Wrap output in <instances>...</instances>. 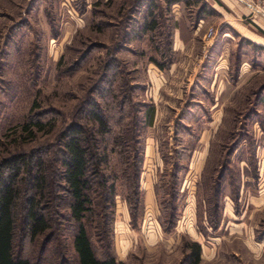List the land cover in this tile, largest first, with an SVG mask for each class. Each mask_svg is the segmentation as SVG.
I'll use <instances>...</instances> for the list:
<instances>
[{"label":"rangeland","instance_id":"rangeland-1","mask_svg":"<svg viewBox=\"0 0 264 264\" xmlns=\"http://www.w3.org/2000/svg\"><path fill=\"white\" fill-rule=\"evenodd\" d=\"M231 1L234 5L204 0L189 6L180 3L171 12L162 9L154 37L164 49L167 41L173 43L162 57L150 45V36L130 43L123 39L120 29L137 0H0V161L17 152L45 158L50 192L46 211L56 220L54 235L37 240L19 226L16 249L24 257L35 264L77 262V224L70 218V196L59 187V133L74 121L96 134L90 107L98 105L113 135L125 123L137 121L133 141L128 138L123 147L124 159L110 154L108 175L116 190L113 210L95 195L98 213L104 204L112 222H104L102 215L86 220L99 255L105 250L101 244H112L121 264H189L187 245L196 241L202 246L200 264H264V248L251 250L246 245L255 226L264 234V208L253 206L249 218L243 213V230L229 223L225 211L226 196L236 198L239 189L236 209H245L250 189L239 184L259 177V150L264 147V47L250 43L230 22L250 26L264 19L259 12L264 0ZM175 31L182 41L178 49ZM119 37L122 43L115 44ZM221 50L230 69L216 71ZM242 59L249 62L248 73H240ZM219 80L222 86H217ZM148 106L156 111L153 128L144 126ZM120 116L125 119L119 123ZM32 120H51L55 128L31 139L21 131ZM97 137L102 148L108 144L112 149L108 136ZM127 158L133 165L143 160V195L161 181L156 207L171 200L170 194L179 210L181 205L186 210L193 199L176 227H162L161 213L149 212L150 204L142 210L137 228L126 222L128 191L121 178ZM183 180L189 187L181 188ZM35 194L30 184L22 185L21 216Z\"/></svg>","mask_w":264,"mask_h":264},{"label":"trees","instance_id":"trees-1","mask_svg":"<svg viewBox=\"0 0 264 264\" xmlns=\"http://www.w3.org/2000/svg\"><path fill=\"white\" fill-rule=\"evenodd\" d=\"M161 1L165 6H161ZM203 1L137 0L134 12L126 18V25L123 24L120 32L121 34L124 33L123 39L126 43L150 36L149 38L152 39L150 45L153 46V50L157 52V55L164 57L166 49L168 48L171 51L173 43L170 39L166 43V49H164L162 43L157 40V36L154 37L159 28V17L162 9L165 8L166 11L171 12L175 4L184 3L189 6L203 4ZM142 14H144L143 20L139 18ZM120 37L115 41V44L122 43ZM152 61L160 68L166 66L158 58L153 57ZM170 63V58L167 57L166 64ZM90 110L91 119L98 125L96 134L91 133L84 125L74 121L64 126L59 133V187L70 196V218L77 224L73 238V247L77 255L76 264H121L111 248L112 244L109 246L101 244L105 249L102 255L96 252L86 220L90 218L95 220V217L102 215L104 222H112V219L106 216L107 212H105L104 204L102 205L104 206V212L98 213L96 206L100 204L96 203L95 195L99 194L102 201H107L113 210L116 190L114 182L108 175L110 154H121L124 159L123 147L129 139L133 141L134 127H136L137 121H132L129 124L125 123L119 134L113 135L112 128L104 114L100 112L98 105H93V108L91 106ZM155 112L154 107H147L144 112V126L152 127ZM118 119L120 123L124 121L125 117L120 116ZM54 128L55 122L51 120L46 122L32 120L22 125L21 134L26 133L33 139L35 133L44 131L50 133ZM97 136H108L112 149L109 150L108 144L102 148ZM125 155L128 154L125 152ZM127 159H129V163L128 161L123 162L124 168L122 169L123 177L121 180L122 186L128 191L125 199L129 210L130 224L133 228H137L138 218L142 216V210H144V195L140 187L143 160L140 158V164L136 165V160L133 165L130 158ZM47 171L45 158L35 153L17 152L2 158L0 161V264H35L16 249V234L19 226L22 225L26 229L31 240H37L39 237L49 234L54 235L56 220L53 219L50 212L46 211L48 201H50ZM23 184L26 187L30 184L36 194L29 196L27 211L21 216L18 212V203ZM170 195L171 200L166 199L160 203L161 216L159 219L161 226L168 230L176 227L180 219L179 205L174 204L173 194ZM99 241L103 242L102 239ZM187 248L186 258L189 264H200L201 244L196 241L191 242L188 243Z\"/></svg>","mask_w":264,"mask_h":264},{"label":"crops","instance_id":"crops-1","mask_svg":"<svg viewBox=\"0 0 264 264\" xmlns=\"http://www.w3.org/2000/svg\"><path fill=\"white\" fill-rule=\"evenodd\" d=\"M221 1H223V0H221ZM226 1H229V3H231V5H234V1H231V0H226ZM176 6H180V3L174 5V7H176ZM251 13H252V11H250L248 13V15ZM261 20H259L257 22L255 20H253L254 23L250 24V26L246 25V24H244L238 20L237 21L233 20L230 23L241 34V36H243L245 39H247L250 43H254L256 45L264 47V19H261ZM202 24H203V22L200 23L199 27H197L196 30L194 31L195 37H196V34L200 31ZM174 35H175V41L174 42L176 43V47H177L176 49H178V47H180L179 45H181V43H182L181 38L179 37V31H177V32L175 31ZM221 51L222 52H220L219 58H217V67L215 68L216 71H222L224 69H228V70L230 69L229 64H228L229 60L227 58H224V56L222 57L224 50H221ZM248 67H249V62L243 61V59H242V63H241V67H240V73L241 74L248 73V70H247ZM216 74H218V73H216ZM222 85H223L222 80H219V82L217 83V86H222ZM216 104H218V102H217V100H214V106L215 107H216ZM218 119H220V115L218 116ZM150 128H153V127H150ZM259 154L262 155V158H261L260 163H259L260 164V169H259V174H258L259 177H257L253 181L244 180V181H242L241 185L239 184V186L240 187L242 186V188L247 187L250 189L249 192H247V195L249 198H248L247 204L245 205V209L241 210V211L236 209L235 203L241 202L240 201L241 200L240 199L241 198L240 189L238 192H236V198H233L232 195H231V197L226 196V198H225V200L229 201V202L226 201L227 203L225 205L226 206L225 211L227 212V215H228L229 219L231 220V222H229V223H233L232 221H234L235 222L234 224L236 225L235 229H238V230H241V229L243 230L244 226H242L243 225L242 218H243V216L245 217V215L248 218L250 217L247 214H248V211H251L253 206L256 207V208H254L255 210H258V208H260V207H261V210L264 208V147L260 148ZM160 182L161 181H159V180L156 183L154 182V184L152 185V188L148 189V191L143 189L144 190V207L147 208L148 204H150L152 209L149 210V212H151V213L152 212L153 213H155V212L161 213L160 205H159V207L155 206V203L159 204V191H158L159 189L158 188L160 186ZM186 187H189L188 182L184 184V180H183V182L181 184V188L184 189ZM254 187L256 188L255 192H254ZM241 195H242V192H241ZM192 202H193V199L190 198L189 199V205L187 206L186 210L181 205V208H180V216L181 217L184 215V211L189 213V211H187V210L189 209L190 205L191 206L193 205ZM190 215L193 216L192 213ZM125 216H126V222H128V221L130 222V215H129L128 209H127V212L125 213ZM237 221L238 222L240 221L241 223H237ZM258 227L259 226H255V228L252 229V231L250 233L249 244L248 243L246 244L247 247L251 250H255V249L260 250V248L261 249L264 248V234H262L263 231L262 232L258 231V229H259ZM218 229H220V227L216 228V230H218ZM191 231H193L192 233L196 234V229H194V227L191 229ZM203 247L205 248L204 245H203Z\"/></svg>","mask_w":264,"mask_h":264},{"label":"built area","instance_id":"built-area-1","mask_svg":"<svg viewBox=\"0 0 264 264\" xmlns=\"http://www.w3.org/2000/svg\"><path fill=\"white\" fill-rule=\"evenodd\" d=\"M250 3V1L248 2ZM252 9H255V12H258L257 8L252 4ZM257 10V11H256ZM259 12L264 15V7H262V9L260 8Z\"/></svg>","mask_w":264,"mask_h":264}]
</instances>
